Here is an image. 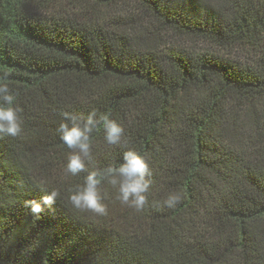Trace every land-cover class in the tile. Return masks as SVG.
I'll list each match as a JSON object with an SVG mask.
<instances>
[{
  "label": "trees",
  "instance_id": "16d2710c",
  "mask_svg": "<svg viewBox=\"0 0 264 264\" xmlns=\"http://www.w3.org/2000/svg\"><path fill=\"white\" fill-rule=\"evenodd\" d=\"M5 75L24 131L0 138V264H264V0H0ZM92 110L126 143L98 129L89 170L150 158L142 211L106 182V215L68 202L87 171L58 127Z\"/></svg>",
  "mask_w": 264,
  "mask_h": 264
},
{
  "label": "clouds",
  "instance_id": "9594fccd",
  "mask_svg": "<svg viewBox=\"0 0 264 264\" xmlns=\"http://www.w3.org/2000/svg\"><path fill=\"white\" fill-rule=\"evenodd\" d=\"M22 112L23 109L16 103V93L7 82L6 75L0 76V138H15L22 135L24 131ZM63 117L58 132L69 150L64 173L75 177L87 171L83 184L67 197L72 208L97 216L106 215L108 209L102 188L106 182L116 190L117 198L123 205L138 212L142 211L149 202L152 184L150 158L146 154L129 148L123 152L122 162H119L118 166L89 170V165L93 161V133L102 129L108 145L120 146L126 143L122 124L112 119L110 114L98 115L96 110L90 111L86 116L66 111ZM182 197V192L171 191L162 203L172 208ZM60 198V190L52 188L43 191L39 199L26 200L25 206L36 219H39L45 208L52 210Z\"/></svg>",
  "mask_w": 264,
  "mask_h": 264
}]
</instances>
